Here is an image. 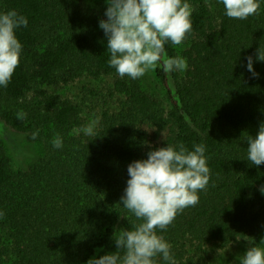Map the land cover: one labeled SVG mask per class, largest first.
Masks as SVG:
<instances>
[{"label": "trees", "instance_id": "1", "mask_svg": "<svg viewBox=\"0 0 264 264\" xmlns=\"http://www.w3.org/2000/svg\"><path fill=\"white\" fill-rule=\"evenodd\" d=\"M188 2L192 31L179 45L166 43L154 66L160 95L109 67L98 26L105 11L86 0H0V12L28 19L16 30L23 50L0 88V119L43 148L38 160L15 169L0 137V264H85L115 252L114 237L140 222L120 204L127 166L167 143L204 144L210 168L199 202L158 232L175 264H213L236 244L260 246L264 164L246 160V138L264 122V62L256 60L264 0L245 20L226 17L217 0ZM249 55L255 78L244 67ZM176 56L187 69L166 71L164 62ZM84 79L101 83L84 88L95 96L90 104L70 94ZM87 108L95 112L94 136L81 131ZM57 135L60 149L51 143Z\"/></svg>", "mask_w": 264, "mask_h": 264}, {"label": "clouds", "instance_id": "2", "mask_svg": "<svg viewBox=\"0 0 264 264\" xmlns=\"http://www.w3.org/2000/svg\"><path fill=\"white\" fill-rule=\"evenodd\" d=\"M105 19L99 28L106 38L110 53L109 67L120 78L137 80L151 70L161 59L165 44L179 45L192 31V7L188 0H105ZM224 15L230 19L245 20L257 13L260 0H217ZM28 26V19L14 9L0 12V88L11 82L19 64L23 46L16 30ZM244 67L255 78L251 55ZM256 60L264 62V49L259 46ZM168 72L185 71L186 59L169 57L164 62ZM93 121L81 129L86 136L95 135ZM38 132L32 134L35 139ZM247 158L250 164H264V122L255 136L248 135ZM52 147H63L57 135ZM206 147L194 144L189 150L183 143L156 147L147 152V158L134 160L127 166L128 179L120 198L122 207L140 221L114 237L116 251L92 256L85 264H175L171 245L158 232L166 231L179 211L195 206L198 193L205 190L210 179ZM264 194V185L258 189ZM4 213L0 211V218ZM264 244V238L260 241ZM99 251V250H98ZM240 264H264V247H248Z\"/></svg>", "mask_w": 264, "mask_h": 264}, {"label": "rangeland", "instance_id": "3", "mask_svg": "<svg viewBox=\"0 0 264 264\" xmlns=\"http://www.w3.org/2000/svg\"><path fill=\"white\" fill-rule=\"evenodd\" d=\"M88 6L92 8H99L103 11L106 10L107 4L105 0H86ZM155 68L149 70L143 77L142 82L145 87L158 91L160 95H163V91L159 87L157 79L155 77ZM87 88H93L99 90L101 88L98 82H91L87 79L78 81L75 85L70 87V94L81 100L86 99V103L90 104V101L95 99L94 95H90ZM93 106V105H92ZM91 107V106H90ZM88 123L95 121V112L93 113L89 108L86 109ZM96 122V121H95ZM0 137L5 147L6 154L10 157L15 169L23 168L28 164L38 160L43 155V148L36 142H31L28 137L22 133L14 131L8 127L0 119ZM264 238V231L260 234V241ZM260 247H264V244L260 243ZM247 250L245 243H239L227 250L221 251L219 255H214L213 264H240V259Z\"/></svg>", "mask_w": 264, "mask_h": 264}]
</instances>
